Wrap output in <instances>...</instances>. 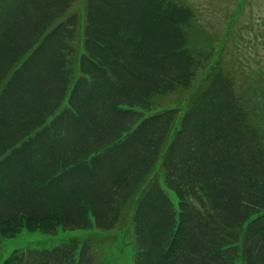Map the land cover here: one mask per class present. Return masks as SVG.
<instances>
[{"label":"trees","instance_id":"1","mask_svg":"<svg viewBox=\"0 0 264 264\" xmlns=\"http://www.w3.org/2000/svg\"><path fill=\"white\" fill-rule=\"evenodd\" d=\"M235 21L216 45L182 0H0V240L264 264V82L224 61ZM94 240L0 264H101Z\"/></svg>","mask_w":264,"mask_h":264},{"label":"rangeland","instance_id":"2","mask_svg":"<svg viewBox=\"0 0 264 264\" xmlns=\"http://www.w3.org/2000/svg\"><path fill=\"white\" fill-rule=\"evenodd\" d=\"M182 1L193 8L196 20L205 29V35L213 37L216 45L220 41L222 32L225 31L228 21L233 16L236 21L229 35L231 41L228 40L222 53L224 61L230 63L229 70H233V61L239 60L238 65H246L243 68L244 75L256 71L257 76L264 82L262 75L264 73V0ZM236 11L241 12L240 15H237ZM88 236L96 239L94 244L92 243V253L95 258H99L101 264H132L131 241L127 235L120 231L62 230L61 228L57 229L54 236L41 233L28 234L23 231L12 239L0 240V263L11 252L18 253L23 248L49 249L73 237L82 239Z\"/></svg>","mask_w":264,"mask_h":264}]
</instances>
